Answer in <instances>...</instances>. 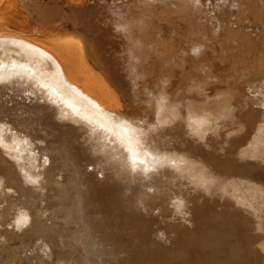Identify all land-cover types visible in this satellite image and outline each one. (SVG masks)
I'll return each mask as SVG.
<instances>
[{"label": "bare ground", "instance_id": "bare-ground-1", "mask_svg": "<svg viewBox=\"0 0 264 264\" xmlns=\"http://www.w3.org/2000/svg\"><path fill=\"white\" fill-rule=\"evenodd\" d=\"M92 1L0 22V264H264V0Z\"/></svg>", "mask_w": 264, "mask_h": 264}, {"label": "rangeland", "instance_id": "rangeland-1", "mask_svg": "<svg viewBox=\"0 0 264 264\" xmlns=\"http://www.w3.org/2000/svg\"><path fill=\"white\" fill-rule=\"evenodd\" d=\"M11 1V2H10ZM16 1V0H15ZM31 0H17V2H15L14 3V0H0V22H5V23H9V24H11V21H12V24H14V22L16 23L17 22V25H19V26H25L26 27V30L27 31H29L30 29H29V27L31 28L32 26L34 27V25H35V27L37 28V27H39L38 29H39V31H42V32H53V31H56L54 28H53V25H55V23H52V21H51V15H50V13H49V9L50 8H52V9H57V11H63V10H66V11H68L69 13H70V15H71V17L73 16V13H77V10L79 11V7L80 8H82V6H84L79 12H80V14H81V18L79 17L76 21H75V23L74 24H72L73 25V27H74V29H75V31L76 32H70L71 31V29H64V31L65 32H70L71 34H75V36L76 37H78L77 35H78V30H79V28L81 29V30H83V31H85V32H87L90 36L89 37H93V34L95 35V32H97L96 30H95V26L92 28V26H90L91 24H90V21H92L93 19H94V17L92 16V14H91V12L93 13V8H92V6L94 5V2L92 1V0H32L31 2H30ZM57 1V2H56ZM60 1V2H59ZM62 1V2H61ZM95 1V0H94ZM103 1V0H102ZM105 2H107L108 4H109V2L108 1H110V0H104ZM171 1V0H170ZM201 1V2H200ZM225 1V2H224ZM232 2H230V1H228V0H199V3L200 4H197V6H198V9H202V10H204L203 12L204 13H198V15L200 14V16H199V18L200 19H197V20H199V21H202V22H206V24L209 26V24H210V28L209 29H211L212 31H214V33H216L217 31H219L220 30V26H221V23H219L220 21L218 20V19H221V13H218V12H222L223 10L225 11V9L224 8H226V10L227 11H225V12H227V13H229L227 16H228V18L229 17H231V19H233V21H235L236 22V24H235V22H233L230 18L228 19L227 18V16L225 17L227 20H231V21H228V23H230V24H232V25H228L230 28H238V24L239 23H243V24H245V25H248V26H246V28L248 29L247 31H250V34H251V32H252V34H253V37H255L256 35H257V33H256V30H258V27L257 26H251L249 23L247 24V22L246 21H242V19H240V20H238V21H236L237 20V18L236 17H238V18H240V15H242V18H243V16L245 15V19L247 18V10H246V7H244V5L245 6H247L246 5V3L245 4H243V7H242V4L241 3H237V1L236 0H231ZM23 2V3H22ZM33 2V3H32ZM56 2V3H55ZM92 2H93V4H92ZM96 2H97V0H96ZM95 2V3H96ZM226 2H229L228 4L226 3ZM14 3V4H13ZM232 3V4H231ZM35 7V9H33V10H38V11H34V13L37 15V16H35V15H32V14H34V13H31V11H30V9L29 8H31L32 7V5ZM38 4V5H37ZM68 6H67V5ZM88 4V5H87ZM115 4V5H114ZM119 6L120 5V1L118 2L117 0H111L110 1V4H109V6H117V5ZM202 4V6H200ZM204 4V5H203ZM224 4V5H223ZM239 5V7H241L240 9L237 7L238 5ZM29 5V6H28ZM63 5V6H62ZM226 5H228V6H226ZM229 5H230V7H229ZM31 6V7H30ZM36 6H38V7H36ZM55 6V7H54ZM69 6H70V8H69ZM74 6H76L74 9H73V7ZM113 6V7H114ZM226 6V7H225ZM57 7V8H56ZM65 7V8H64ZM78 7V8H77ZM67 8V9H66ZM72 8V9H71ZM90 8H92V9H90ZM206 10H205V9ZM236 8V9H235ZM247 8H248V6H247ZM40 9H42V12L40 11ZM63 9V10H62ZM71 9V10H70ZM75 9H77L76 11H74ZM87 11H86V10ZM88 9L90 10V11H88ZM233 9V10H232ZM91 10H93V11H91ZM234 10H236L235 12L236 13H233L234 12ZM241 10V11H240ZM29 11V12H28ZM70 11H72V12H70ZM245 11V12H244ZM33 12V11H32ZM48 12V13H47ZM85 12H87V13H85ZM40 13V14H39ZM41 13H43V14H41ZM82 13H84V15L82 14ZM206 13V14H205ZM210 13V14H209ZM238 13H240V14H238ZM86 14V15H85ZM91 14V15H90ZM219 14V15H218ZM231 14H232V16H231ZM244 14V15H243ZM31 17H30V16ZM46 15V16H45ZM3 16V17H2ZM33 16H35L34 18V20H33ZM40 16H44V17H42V19L43 18H45V21H47L46 19H48V22H45L44 20H41V17ZM93 18H92V17ZM12 17V18H11ZM37 17V18H36ZM75 17H77V16H75ZM83 17H84V19H83ZM197 17V16H196ZM195 17V18H196ZM214 17V18H213ZM234 17V18H233ZM28 18H29V20H28ZM32 18V19H31ZM206 18V19H205ZM8 21H6V20ZM11 19V20H10ZM14 19V20H13ZM25 19V20H24ZM202 19V20H201ZM204 19V20H203ZM29 22H28V21ZM42 21V23L45 25V26H43V24H41V21ZM210 22H209V21ZM219 22H218V21ZM19 21V22H18ZM36 21H37V23H38V25H37V23H36ZM39 21V22H38ZM191 21H192V19H191ZM241 21V22H240ZM248 21H249V19H248ZM26 22H28V23H31L30 25L29 24H27ZM79 22V23H78ZM89 22V23H88ZM198 22V21H197ZM220 24H218V23ZM233 22V23H232ZM26 25H25V24ZM47 23H48V25H47ZM87 23V24H86ZM92 24H94V22H91ZM24 24V25H23ZM32 24H34V25H32ZM84 24H86V26L84 25ZM235 26H234V25ZM85 26V27H84ZM90 26V27H89ZM32 27V28H33ZM87 27H88V29H87ZM97 27V26H96ZM40 28L42 29V30H40ZM49 28V29H48ZM234 28V29H235ZM48 29V30H47ZM91 29V30H90ZM159 29V28H158ZM219 29V30H218ZM232 29H230V30H232ZM250 29V30H249ZM253 29V30H252ZM194 30H195V28H194ZM243 30H245V29H243ZM91 31V32H90ZM93 32V33H92ZM91 33V34H90ZM191 34V33H190ZM252 34H251V36H252ZM169 34H167L166 36H165V40L167 39H169V36H168ZM193 35V34H192ZM179 36V38L176 36V38H178V41H180V40H182L181 41V43L183 42V37L179 34L178 35ZM168 37V38H167ZM181 37V38H180ZM175 38V37H174ZM188 39H190V40H188ZM194 39L192 38V37H186V41H188V42H191V41H193ZM203 41V43H204V40H202ZM201 41V42H202ZM73 42V44H74V46H75V48H76V43L74 42V41H72ZM187 42V43H188ZM72 44V43H71ZM196 44V43H195ZM194 45V44H193ZM193 45H191V48H190V44L188 45L189 46V50L188 49H186V51H188V53H187V55L189 54L190 55V57H192V55L194 56V58L195 57H198V52L196 53V51H197V49L195 48V46H193ZM181 47H182V45H181ZM184 47L185 46H183L182 48H181V50H184L185 51V49H184ZM192 48H194V49H192ZM203 49H205V48H203ZM195 50V51H194ZM208 50L209 49H206V54H209V58L208 59H211V58H214V57H211V56H214L215 54H217L216 52H215V54L214 55H212L213 54V52H208ZM213 51H215V49H213ZM181 53H183V52H181ZM180 53V54H181ZM212 53V54H211ZM211 54V55H210ZM188 55V56H189ZM220 56V55H219ZM211 57V58H210ZM193 58V57H192ZM214 60H216V58H214ZM225 65H223L222 67H224ZM209 72H210V70H209ZM221 73V74H220ZM219 73V76H221V78H223V76H224V73H226V72H220ZM87 74H88V72H87ZM143 75V74H142ZM149 76V75H148ZM90 77H92V76H90ZM150 77V76H149ZM95 79V78H94ZM144 78L142 77V79H141V81H142V85L144 84V83H146V81H144L143 80ZM146 79H148V78H145V80ZM128 80H129V77L127 78V80H126V82L128 83ZM130 81H131V79H130ZM140 80H136V85H139V82ZM139 82V83H138ZM138 83V84H137ZM129 84V86H130V84L131 85H133V80L131 81V83L129 82L128 83ZM140 84V85H141ZM97 85V83H95V86ZM208 86H210V85H208ZM23 88V87H22ZM138 88H140V87H138ZM211 94V93H210ZM209 94V96H208V98H212L211 97V95ZM205 99H207V97L205 96L204 97ZM203 98V99H204ZM204 99V100H205ZM203 100V101H204ZM201 101V100H200ZM122 103V102H121ZM121 103H120V106H122V105H124V104H122L121 105ZM132 105H134V104H132ZM131 108H129V115H131V113L132 114H135V109H133V107L132 106H130ZM121 108V107H120ZM258 108V109H257ZM123 108H121L120 110H122ZM134 112H133V111ZM261 110H263V111H261ZM260 110V107H255V112H256V116H263L264 115V109H261ZM204 115H206V114H204Z\"/></svg>", "mask_w": 264, "mask_h": 264}]
</instances>
